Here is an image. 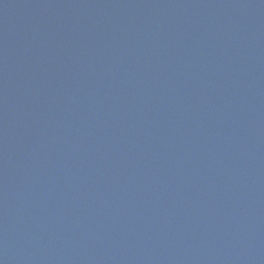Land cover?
Masks as SVG:
<instances>
[{"label": "water", "instance_id": "95a60500", "mask_svg": "<svg viewBox=\"0 0 264 264\" xmlns=\"http://www.w3.org/2000/svg\"><path fill=\"white\" fill-rule=\"evenodd\" d=\"M0 264H264V0H0Z\"/></svg>", "mask_w": 264, "mask_h": 264}]
</instances>
